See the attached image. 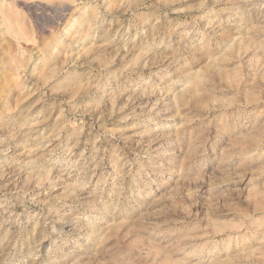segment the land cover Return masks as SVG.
<instances>
[{"label": "rangeland", "instance_id": "374dc122", "mask_svg": "<svg viewBox=\"0 0 264 264\" xmlns=\"http://www.w3.org/2000/svg\"><path fill=\"white\" fill-rule=\"evenodd\" d=\"M0 264H264V0H0Z\"/></svg>", "mask_w": 264, "mask_h": 264}]
</instances>
